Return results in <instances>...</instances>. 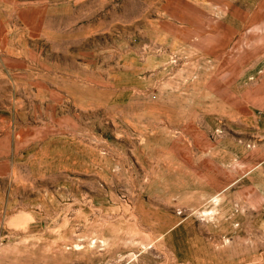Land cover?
Listing matches in <instances>:
<instances>
[{
	"label": "rangeland",
	"instance_id": "374dc122",
	"mask_svg": "<svg viewBox=\"0 0 264 264\" xmlns=\"http://www.w3.org/2000/svg\"><path fill=\"white\" fill-rule=\"evenodd\" d=\"M0 264H264V0H0Z\"/></svg>",
	"mask_w": 264,
	"mask_h": 264
},
{
	"label": "crops",
	"instance_id": "0c3cea01",
	"mask_svg": "<svg viewBox=\"0 0 264 264\" xmlns=\"http://www.w3.org/2000/svg\"><path fill=\"white\" fill-rule=\"evenodd\" d=\"M7 165V166H13V167H15V166H17L18 165V162L16 161V159L15 158H13V159H8V158H3V157H1V155H0V165Z\"/></svg>",
	"mask_w": 264,
	"mask_h": 264
}]
</instances>
